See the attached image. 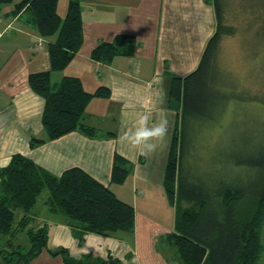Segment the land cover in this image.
<instances>
[{"label":"crops","instance_id":"obj_1","mask_svg":"<svg viewBox=\"0 0 264 264\" xmlns=\"http://www.w3.org/2000/svg\"><path fill=\"white\" fill-rule=\"evenodd\" d=\"M20 1L0 4V168L14 154L56 176L79 168L132 205L135 214L131 233H84L80 239L62 220L43 215L41 221L53 228L47 233L48 251L28 264H67L62 255H53L60 249L79 264H182L168 239L176 212L171 209L168 229L170 225L165 227L141 207L156 194L165 196L164 173L179 116L169 98L171 79L198 67L216 28L213 6L205 0H79L83 43L64 70L50 73V81L58 84L73 77L86 93L105 89L102 97L91 98L81 118L97 133L88 137L75 131L30 149L31 137L46 135L41 123L44 100L29 88L28 77L50 71L48 45L55 36L41 37L27 13H14ZM67 6L68 0H58L61 18ZM117 35L135 37L131 56L110 62L90 58L97 45ZM143 117L147 130L163 128L148 139L155 144L151 151L133 142ZM115 154L129 162L131 173L124 184L129 181L132 189L129 201L118 195L122 187L111 183Z\"/></svg>","mask_w":264,"mask_h":264},{"label":"trees","instance_id":"obj_2","mask_svg":"<svg viewBox=\"0 0 264 264\" xmlns=\"http://www.w3.org/2000/svg\"><path fill=\"white\" fill-rule=\"evenodd\" d=\"M12 1L0 0V4ZM205 1L215 11V32L203 50L198 67L184 77L173 76L170 84L171 107L179 116L164 173L167 197L172 202L176 197L177 202L174 230L168 239L182 264H257L264 218V151L259 161L263 178L255 202L250 203L239 220L236 210L238 202L244 199L242 191L224 185L213 192L206 190L204 184L193 182L183 167L187 148L184 121L202 115L203 109L211 104L204 89L214 72L222 37L234 35L233 27L224 24L227 0ZM57 3L58 0H21L14 8L16 14L22 11L28 14L41 37L55 36L48 45L50 71L28 77L29 88L44 100L41 123L46 135V139L31 137L30 149L75 131L95 137L96 130L82 124L81 118L91 98L102 97L105 91L99 88L93 94L86 93L79 79L73 77L51 83L50 73L64 70L83 43L79 0H68L64 18L57 13ZM136 46L134 36L117 35L113 41L97 45L90 58L110 62L116 56H131ZM130 173L129 162L115 154L111 183H123ZM44 191L48 211L60 216L78 239L84 233L115 235L133 231V206L119 200L81 169L71 168L56 176L31 159L14 154L8 165L0 168V245L11 246L13 237L25 232L32 248L24 255L19 251L1 250L2 264H28L43 250L48 251V224L38 228L30 226L34 220L32 210ZM17 212L21 213L19 218ZM58 254L67 264L80 263L69 258L65 249L53 253Z\"/></svg>","mask_w":264,"mask_h":264},{"label":"rangeland","instance_id":"obj_3","mask_svg":"<svg viewBox=\"0 0 264 264\" xmlns=\"http://www.w3.org/2000/svg\"><path fill=\"white\" fill-rule=\"evenodd\" d=\"M224 24L233 27L234 35L222 37L214 72L204 89L211 104L202 115L184 121L187 148L183 167L191 180L204 184L206 190L232 186L242 191L244 199L236 210L239 220L255 202L263 178L259 161L264 151V0H227ZM125 181L118 184L123 192L118 195L129 201L132 189L127 187L129 181L124 185ZM46 197L44 191L32 210V228L48 224L41 221L43 215L62 220L48 211ZM176 204V197L172 202L165 192V196L154 195L152 203L141 209L172 229L171 209L176 212ZM17 215L19 218L21 213ZM47 226V232L53 229L51 224ZM31 248L25 232L17 233L11 246L0 245V251L14 250L22 255ZM257 264H264V218Z\"/></svg>","mask_w":264,"mask_h":264},{"label":"clouds","instance_id":"obj_4","mask_svg":"<svg viewBox=\"0 0 264 264\" xmlns=\"http://www.w3.org/2000/svg\"><path fill=\"white\" fill-rule=\"evenodd\" d=\"M147 121V117H143L140 120V125H141V129L137 132L136 136L134 137V143L135 144H143L145 148H147L149 151L153 150L155 148V144L152 143H148V139L158 133H162L163 132V128H159L157 129L155 132L153 131H149L146 128H144L143 126L145 125Z\"/></svg>","mask_w":264,"mask_h":264}]
</instances>
